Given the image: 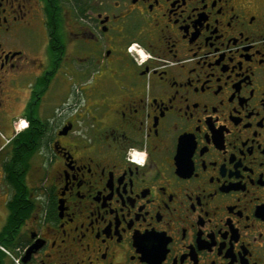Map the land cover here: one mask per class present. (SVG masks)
<instances>
[{
    "label": "flooded vegetation",
    "instance_id": "flooded-vegetation-1",
    "mask_svg": "<svg viewBox=\"0 0 264 264\" xmlns=\"http://www.w3.org/2000/svg\"><path fill=\"white\" fill-rule=\"evenodd\" d=\"M0 264H264V0H0Z\"/></svg>",
    "mask_w": 264,
    "mask_h": 264
},
{
    "label": "rangeland",
    "instance_id": "rangeland-1",
    "mask_svg": "<svg viewBox=\"0 0 264 264\" xmlns=\"http://www.w3.org/2000/svg\"><path fill=\"white\" fill-rule=\"evenodd\" d=\"M41 167L43 168L42 170L46 172L47 169H48V167H49V164L44 163V164L41 165ZM43 173H44V172H43Z\"/></svg>",
    "mask_w": 264,
    "mask_h": 264
},
{
    "label": "built area",
    "instance_id": "built-area-1",
    "mask_svg": "<svg viewBox=\"0 0 264 264\" xmlns=\"http://www.w3.org/2000/svg\"><path fill=\"white\" fill-rule=\"evenodd\" d=\"M17 261V260H16Z\"/></svg>",
    "mask_w": 264,
    "mask_h": 264
}]
</instances>
